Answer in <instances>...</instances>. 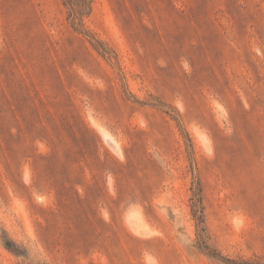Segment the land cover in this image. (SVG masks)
<instances>
[{
    "label": "rangeland",
    "instance_id": "rangeland-1",
    "mask_svg": "<svg viewBox=\"0 0 264 264\" xmlns=\"http://www.w3.org/2000/svg\"><path fill=\"white\" fill-rule=\"evenodd\" d=\"M235 263L264 264V0H0V264Z\"/></svg>",
    "mask_w": 264,
    "mask_h": 264
},
{
    "label": "bare ground",
    "instance_id": "bare-ground-1",
    "mask_svg": "<svg viewBox=\"0 0 264 264\" xmlns=\"http://www.w3.org/2000/svg\"><path fill=\"white\" fill-rule=\"evenodd\" d=\"M99 129L102 132L105 140L109 143V145H111L115 149V151L120 152L121 148L115 137L106 129H103L101 127H99Z\"/></svg>",
    "mask_w": 264,
    "mask_h": 264
},
{
    "label": "trees",
    "instance_id": "trees-1",
    "mask_svg": "<svg viewBox=\"0 0 264 264\" xmlns=\"http://www.w3.org/2000/svg\"><path fill=\"white\" fill-rule=\"evenodd\" d=\"M82 6V5H81ZM228 260H230V259H228ZM235 262V261H234ZM246 263H248V262H246ZM236 264V263H235Z\"/></svg>",
    "mask_w": 264,
    "mask_h": 264
}]
</instances>
